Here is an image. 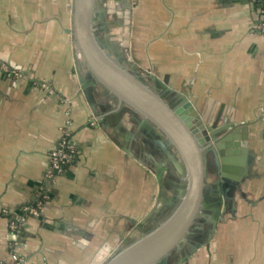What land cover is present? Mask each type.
I'll list each match as a JSON object with an SVG mask.
<instances>
[{"label": "crops", "instance_id": "1", "mask_svg": "<svg viewBox=\"0 0 264 264\" xmlns=\"http://www.w3.org/2000/svg\"><path fill=\"white\" fill-rule=\"evenodd\" d=\"M73 0H0V264H13L9 225L49 196L44 218H30L19 254L27 264H103L137 236L160 185L123 152L93 116L74 62ZM250 0H137L134 62L190 101L209 124H251L236 217L218 225L210 255L191 264H264V35ZM50 83L56 95L40 90ZM68 100L61 103V98ZM68 127L76 159L51 182L49 154ZM118 142H124L116 137ZM134 141V140H132ZM131 141V143H132ZM133 152L134 149H133ZM237 173V172H235ZM240 176V175H239Z\"/></svg>", "mask_w": 264, "mask_h": 264}, {"label": "water", "instance_id": "2", "mask_svg": "<svg viewBox=\"0 0 264 264\" xmlns=\"http://www.w3.org/2000/svg\"><path fill=\"white\" fill-rule=\"evenodd\" d=\"M136 3L73 0L71 6L68 34L92 116L123 152L153 171L160 185L154 209L135 222L137 236L125 239L103 264H191L201 249L210 255L215 231L227 215L236 217L237 192L246 197L238 169L256 159L250 152L251 124L207 123L189 94L173 90L133 61ZM138 136L146 144L144 159L133 152L131 141ZM167 165L177 173L173 179L180 187L170 199L162 188L165 172L171 171Z\"/></svg>", "mask_w": 264, "mask_h": 264}, {"label": "built area", "instance_id": "3", "mask_svg": "<svg viewBox=\"0 0 264 264\" xmlns=\"http://www.w3.org/2000/svg\"><path fill=\"white\" fill-rule=\"evenodd\" d=\"M260 1L261 0H250L252 4L261 8L255 29L259 34L264 35V2L260 3ZM0 73L5 75L7 78H23V74L15 69V66L8 63L0 62ZM38 86L40 90L47 92L49 95H56V91L50 83L40 82ZM61 103L65 105L68 103V100L65 97L61 98ZM95 119L96 118H93L91 123L93 126H95ZM69 126L70 123H67V128L62 130V137L58 146L49 154L50 169L48 172V178L51 182L54 181L57 176L62 175L66 171L67 167L73 164L76 159V151L72 145V135L68 129ZM48 200L49 196L46 192H43L35 204L28 205L23 208V217L10 223L9 248L13 264H27V262L19 254V241L27 221L30 218H44Z\"/></svg>", "mask_w": 264, "mask_h": 264}, {"label": "flooded vegetation", "instance_id": "4", "mask_svg": "<svg viewBox=\"0 0 264 264\" xmlns=\"http://www.w3.org/2000/svg\"><path fill=\"white\" fill-rule=\"evenodd\" d=\"M128 126V125H127ZM130 126L128 128L130 129ZM119 137V136H118ZM122 138V137H121ZM123 139V138H122ZM145 142L143 141V138L141 136H138V138L135 141H132V148L134 149L135 153L139 154L141 158L143 157L141 155L142 149L145 148ZM152 151H154L152 149ZM160 154L162 155V158H165L164 155L162 154L161 150H159ZM162 158H158L157 160L160 161ZM144 159V157H143ZM149 163H151L152 167L155 166V163L153 161L147 160ZM156 167V166H155ZM167 169H171V165H167ZM168 172H165L163 179H162V188L165 194L168 196V198H174L177 197V192L179 187V184H176V180L173 179L175 176H177V173L174 172L172 169L171 171L167 170Z\"/></svg>", "mask_w": 264, "mask_h": 264}, {"label": "rangeland", "instance_id": "5", "mask_svg": "<svg viewBox=\"0 0 264 264\" xmlns=\"http://www.w3.org/2000/svg\"><path fill=\"white\" fill-rule=\"evenodd\" d=\"M130 49H131V45H130ZM130 54H131V53H130ZM132 59H133V58H132ZM133 61H134V60H133ZM141 69H143L144 71H147V70H145V69H144V68H142V67H141ZM147 72H149V71H147Z\"/></svg>", "mask_w": 264, "mask_h": 264}, {"label": "trees", "instance_id": "6", "mask_svg": "<svg viewBox=\"0 0 264 264\" xmlns=\"http://www.w3.org/2000/svg\"><path fill=\"white\" fill-rule=\"evenodd\" d=\"M263 2H264V0H261V1H260V3H263Z\"/></svg>", "mask_w": 264, "mask_h": 264}]
</instances>
